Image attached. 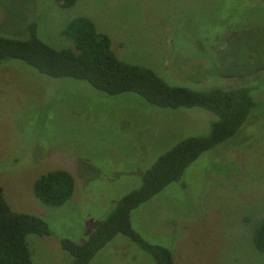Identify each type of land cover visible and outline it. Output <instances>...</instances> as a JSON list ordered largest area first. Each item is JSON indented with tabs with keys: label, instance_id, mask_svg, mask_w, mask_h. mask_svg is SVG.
I'll use <instances>...</instances> for the list:
<instances>
[{
	"label": "rangeland",
	"instance_id": "1",
	"mask_svg": "<svg viewBox=\"0 0 264 264\" xmlns=\"http://www.w3.org/2000/svg\"><path fill=\"white\" fill-rule=\"evenodd\" d=\"M76 17L108 35L121 61L151 68L174 87L207 91L259 72L257 124L203 154L131 220L146 242L170 249L176 264H264L253 242L264 221V0H78L67 10L54 0H0V36L27 40L37 23L43 42L71 48L62 33ZM217 120L203 109L161 111L136 94L111 97L84 81L3 62L0 186L14 212L43 219L51 232L27 237L32 264H72L62 239L87 242L160 156L207 136ZM56 170L72 174L76 189L52 208L33 187ZM91 264L155 261L118 236Z\"/></svg>",
	"mask_w": 264,
	"mask_h": 264
},
{
	"label": "trees",
	"instance_id": "2",
	"mask_svg": "<svg viewBox=\"0 0 264 264\" xmlns=\"http://www.w3.org/2000/svg\"><path fill=\"white\" fill-rule=\"evenodd\" d=\"M54 1L66 10L74 8L78 2ZM62 34L73 45L71 48L55 49L43 42L38 35L37 23L29 26L27 40L0 36V72L3 62L20 61L53 79L87 82L111 97L136 94L147 105L161 111L198 108L218 118L207 136L185 139L160 156L144 173L142 186L121 200L87 242L78 244L68 238L60 241L61 249L72 257V264H91L118 236L127 237L155 264H176L170 249L146 242L134 230L132 213L153 201L169 186L180 183L187 169L203 154L257 124L262 117L255 111L260 108L263 96L257 77H253L259 72L239 84L232 81L234 84L230 85L229 79H224L221 87L194 91L169 85L151 68L121 61L112 48L111 38L100 32L87 17L71 20ZM33 189L44 205L59 208L74 196L76 182L69 172L56 170L37 179ZM29 235L46 237L51 232L43 219L14 212L0 186V264H32L27 244ZM253 242L256 250L264 254V221L255 229Z\"/></svg>",
	"mask_w": 264,
	"mask_h": 264
}]
</instances>
